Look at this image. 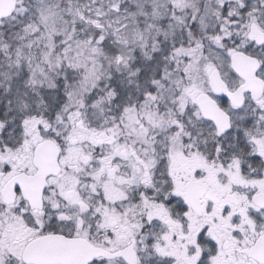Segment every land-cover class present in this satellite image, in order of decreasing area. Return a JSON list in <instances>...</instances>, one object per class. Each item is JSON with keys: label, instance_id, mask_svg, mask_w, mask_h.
<instances>
[{"label": "snow or ice", "instance_id": "snow-or-ice-1", "mask_svg": "<svg viewBox=\"0 0 264 264\" xmlns=\"http://www.w3.org/2000/svg\"><path fill=\"white\" fill-rule=\"evenodd\" d=\"M0 264H264V0H0Z\"/></svg>", "mask_w": 264, "mask_h": 264}]
</instances>
